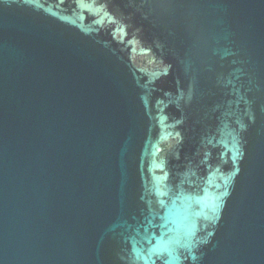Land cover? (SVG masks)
Masks as SVG:
<instances>
[{"label": "water", "instance_id": "1", "mask_svg": "<svg viewBox=\"0 0 264 264\" xmlns=\"http://www.w3.org/2000/svg\"><path fill=\"white\" fill-rule=\"evenodd\" d=\"M0 264H264V0H0Z\"/></svg>", "mask_w": 264, "mask_h": 264}]
</instances>
